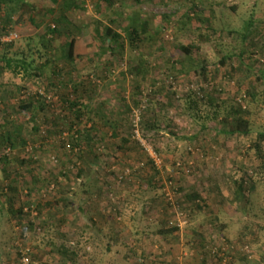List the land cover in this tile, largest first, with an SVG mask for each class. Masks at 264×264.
I'll use <instances>...</instances> for the list:
<instances>
[{"label": "rangeland", "instance_id": "1", "mask_svg": "<svg viewBox=\"0 0 264 264\" xmlns=\"http://www.w3.org/2000/svg\"><path fill=\"white\" fill-rule=\"evenodd\" d=\"M66 1L5 3L15 9L12 22L0 11V56L44 65L41 76L24 77L0 61V133L15 143L0 145V264H22L26 247L40 264H74L56 251L61 244L79 264H202L217 253L221 264L238 254L264 264V170L255 147L264 131V0H84L83 15L64 14ZM25 2L32 10L19 18ZM54 25L58 33L48 32ZM107 26L123 46L108 50ZM72 38L85 54L73 67L64 58ZM189 42L187 56L180 46ZM191 90L216 97L215 128L190 114ZM70 100L87 114L76 118ZM200 108L214 114V106ZM235 116L248 120V131L230 130ZM194 190L201 209L187 204ZM175 224L174 235L156 233Z\"/></svg>", "mask_w": 264, "mask_h": 264}, {"label": "trees", "instance_id": "2", "mask_svg": "<svg viewBox=\"0 0 264 264\" xmlns=\"http://www.w3.org/2000/svg\"><path fill=\"white\" fill-rule=\"evenodd\" d=\"M13 0H0V11L3 8V5L5 3L8 2H12ZM32 4H30L29 2H25L22 6V11H21V15L19 18L22 17V15L27 12L32 10ZM71 11H75L79 14H86L88 13V9L85 7L84 4V0H67L63 6H62V12L64 14H67ZM4 12L7 15V21L12 22L13 21V15L15 13V9L11 6L9 9L4 10ZM250 29V24L247 25L246 27V31H248ZM59 28L58 26L54 25V27H49L48 28V32L51 33H58ZM135 36H138V29L135 27L133 28V32ZM103 38L106 39V42L108 43L106 45V47L108 48V50L111 49H116L117 47H121L123 46V42L122 40V35L118 32H116L115 30H113V28L107 26L103 29V33L101 34ZM247 34H244V37H246ZM78 45H79V41L76 38H72L68 44L67 47L64 51V58L65 60L68 62V64H70L72 67L74 66V62L77 58H81L84 57V53L80 52L78 49ZM180 48L183 50L184 55H191V52L193 50V43L189 42L188 45H182L180 46ZM30 57L27 56H20V57H8V56H0V61L3 62V66L2 69L9 71L11 73H13L14 75H22L24 77H33V76H41L42 71L44 70V65H36L34 64V59H29ZM223 63H224V59H223ZM201 75L203 76L204 79H208V72L206 70V67L203 65L201 68ZM260 73L262 74V77L264 78V71L260 70ZM213 92H218L217 88H213L212 89ZM203 93L201 96L198 94V92L196 91H189L186 94V97H184V99L187 102V108L190 112V114L192 115L193 118L195 119H203L205 118L206 121H212L209 125H205L203 127H216V121L218 123H220V106L218 103H216V97H214L212 95L211 92H206L205 90H203ZM248 93L251 94L253 97H255V94L248 89ZM68 103L70 104V107L72 109V111L75 113V117L76 118H80V116L82 115H86L88 112V107L80 100H70L68 101ZM202 103H207L211 106H214V114L212 115L211 113H206L205 115L200 114L199 110L200 105ZM141 104V100H135V106H139ZM43 108V107H42ZM236 109V108H235ZM149 110V108H148ZM236 113H240V109L237 108ZM129 113L132 112L131 108H128ZM236 111V110H234ZM235 123L233 124V126L231 127V131L233 133H241L243 131V127L247 128L245 131H248V120H245L242 118V116H235ZM144 119V118H143ZM144 120H141V123H143ZM224 123H227L228 120L225 118ZM206 123V122H205ZM158 126V122H155L153 125L150 126L151 129H157ZM116 128V127H115ZM174 135H176L174 133ZM12 135L11 133H0V145H9V147H14L15 143L12 140ZM84 139H89L90 138V131L87 130L86 135L83 137ZM127 142V140H124V142ZM25 144V142H24ZM256 150H257V154L258 157L260 158L261 161V165H260V170H264V131L259 133L258 139L256 141L255 144ZM121 149L124 148V146L121 144L120 146ZM7 155H3L1 157H6ZM25 161L24 159L21 160V163L23 164ZM155 184H157L159 181L158 179H156ZM154 182L152 180H148L147 184L152 185L154 184ZM244 187L243 184H239V188L242 190ZM9 188L11 189V191H18V189L16 187H13L12 185H9ZM180 191H183V188H180ZM86 193V192H85ZM77 199L81 200L82 196L80 194H76ZM203 195L201 193H199L198 191H193L191 192L189 195L186 196V201L187 204L190 205L191 208H193L192 204H195L199 209H201L203 207V202L201 203L200 201H204L203 200ZM202 199V200H201ZM11 201L14 200L13 197L10 198ZM200 200V201H199ZM199 201V202H198ZM11 209L12 212L14 213H19V215H24L27 212H25L24 207L22 205H20L19 207H17V210L14 208V206L11 205ZM40 209V208H39ZM78 209L80 211L81 214H85L87 213L86 207L84 204L79 203L78 204ZM66 217L62 216L61 220L59 219L58 222L60 223V226L57 228V232H59L60 234H64V225L66 223ZM92 220V218H91ZM94 221V220H92ZM92 224L95 225V229L96 232L98 234H100V236H108V231H106L105 227L103 225L97 224L96 222H92ZM50 223L47 225L49 226ZM179 230V226L178 225H174L171 227H159L156 230V233L160 236H171L174 235L177 231ZM141 232H138V234H140ZM76 244H79V240L76 242ZM204 245V246H203ZM202 247L205 248V244H203ZM133 250L136 251L137 253L139 252L138 247L135 245L133 247ZM56 251L62 255L63 260L67 259L68 261H70V263H74V264H79L78 263V254L75 250H72L68 247H66L64 244L59 245V247L56 249ZM22 257V253L20 254ZM206 255V254H205ZM240 254H238V256H233L232 260L228 263V264H251L248 259L245 256H239ZM32 261L34 263H38L35 262L33 260V258L35 257L34 254V250H31V254H30ZM221 260H222V256H220L219 253L215 254V255H211L208 254V256H204L202 259V264H221ZM40 264V263H38Z\"/></svg>", "mask_w": 264, "mask_h": 264}, {"label": "built area", "instance_id": "3", "mask_svg": "<svg viewBox=\"0 0 264 264\" xmlns=\"http://www.w3.org/2000/svg\"><path fill=\"white\" fill-rule=\"evenodd\" d=\"M180 214L182 215L183 213ZM30 254H31V249L29 247H26L22 250V257H21L22 264H38L32 261Z\"/></svg>", "mask_w": 264, "mask_h": 264}]
</instances>
